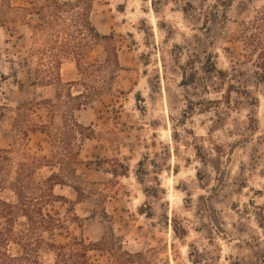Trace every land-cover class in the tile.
Instances as JSON below:
<instances>
[{"label":"rangeland","instance_id":"1","mask_svg":"<svg viewBox=\"0 0 264 264\" xmlns=\"http://www.w3.org/2000/svg\"><path fill=\"white\" fill-rule=\"evenodd\" d=\"M88 2L93 26L113 34L114 73L81 74L66 59L61 82H35L29 28L0 20V149L12 147L7 180L22 151L39 157L53 149L39 127L31 131L34 124L59 129L71 114L94 132L72 163L85 195L77 199L69 178L54 186L44 211L63 225L42 233L44 240L98 243L88 251L93 264H264V68L244 43L264 0ZM6 11L0 1V19ZM104 57L100 43L86 60ZM57 171L42 165L34 177ZM0 199L15 201L8 183ZM27 228L25 218L14 219V235ZM9 250L20 252L12 242ZM38 254L53 260L46 244Z\"/></svg>","mask_w":264,"mask_h":264},{"label":"trees","instance_id":"2","mask_svg":"<svg viewBox=\"0 0 264 264\" xmlns=\"http://www.w3.org/2000/svg\"><path fill=\"white\" fill-rule=\"evenodd\" d=\"M0 1L7 9L0 19L1 22L17 19L30 30L27 51L36 57L35 82H61L60 66L66 59L73 60L81 74H90L93 70L104 68L114 73L120 67L117 51L112 43L113 34H101L87 16L89 0H43L39 4L32 2L25 6H12L9 0ZM246 28L249 34L244 38L245 46L257 58V66L264 68V11H260L250 20ZM100 43H103L105 51L103 62H88V53ZM81 95L82 92L74 97ZM84 105L86 102L79 103L76 109L79 110ZM34 127H39L38 131L51 139L53 149L49 156L39 157L22 151L20 155L23 160L17 163L10 181L7 177L11 168L12 147L0 149V189L8 183V188L15 197L14 202L0 199V218L4 221V226L0 229V264H93L88 258V251L96 249L98 243H86L84 239L74 237L64 243L55 244L46 242L42 233L63 225L58 215L44 211L45 205L55 197L54 186L65 184L66 178H69L77 183V186H72L77 199L85 195L81 188L82 181L72 163L78 159L81 142L91 138L94 132L71 114L69 118H63L62 127L59 129L51 130L46 124H34L31 131H36ZM27 132V129L21 130L23 136H27ZM42 165L57 166L58 171L52 172L43 180H36L35 171ZM18 217L26 219L28 228L14 235L12 226L14 219ZM11 242L20 248L19 253L10 252ZM43 244L52 252V262L39 258L38 251ZM126 254L131 257L130 253ZM121 259L118 264L128 261Z\"/></svg>","mask_w":264,"mask_h":264}]
</instances>
